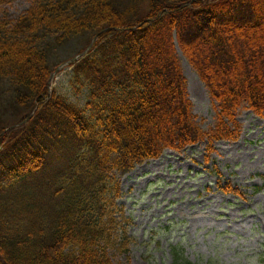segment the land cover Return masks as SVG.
Listing matches in <instances>:
<instances>
[{
    "label": "trees",
    "instance_id": "16d2710c",
    "mask_svg": "<svg viewBox=\"0 0 264 264\" xmlns=\"http://www.w3.org/2000/svg\"><path fill=\"white\" fill-rule=\"evenodd\" d=\"M86 36L69 92L50 94V53ZM177 49L208 90L207 130ZM0 80L24 112L0 127V264H113L132 242L120 176L164 150L237 140L241 109L264 117V0H31L0 18Z\"/></svg>",
    "mask_w": 264,
    "mask_h": 264
},
{
    "label": "rangeland",
    "instance_id": "374dc122",
    "mask_svg": "<svg viewBox=\"0 0 264 264\" xmlns=\"http://www.w3.org/2000/svg\"><path fill=\"white\" fill-rule=\"evenodd\" d=\"M30 1L0 0V18L15 21ZM88 40L73 39L52 50L50 94L69 92L73 68L67 63ZM177 57L196 123L207 130L214 121L208 90L178 49ZM22 111L10 83L0 80V127L16 125ZM237 122L235 141L215 142L210 152L206 141L180 152L164 150L118 178L117 203L130 221L132 242L127 254L110 253L113 264H173L175 258L178 264H264V117L241 109ZM218 181L243 197L220 191Z\"/></svg>",
    "mask_w": 264,
    "mask_h": 264
},
{
    "label": "bare ground",
    "instance_id": "6f19581e",
    "mask_svg": "<svg viewBox=\"0 0 264 264\" xmlns=\"http://www.w3.org/2000/svg\"><path fill=\"white\" fill-rule=\"evenodd\" d=\"M95 41H96V37L91 40L90 44L87 45L86 48L81 53H79V55H81L80 58H83V57H85L88 54V52L92 49L93 44H94ZM89 46H90V48H89ZM83 53H84V55H82ZM51 78H52V76H51ZM50 84H51V82H50ZM186 89H187V87H186Z\"/></svg>",
    "mask_w": 264,
    "mask_h": 264
},
{
    "label": "water",
    "instance_id": "95a60500",
    "mask_svg": "<svg viewBox=\"0 0 264 264\" xmlns=\"http://www.w3.org/2000/svg\"><path fill=\"white\" fill-rule=\"evenodd\" d=\"M91 46V45H90ZM90 46H89V48H90ZM82 55H84V53L82 54ZM80 57H81V55H77L76 57H74L70 62H68L67 64H73V63H75L78 59H80Z\"/></svg>",
    "mask_w": 264,
    "mask_h": 264
}]
</instances>
